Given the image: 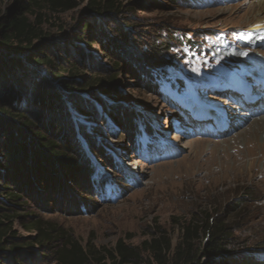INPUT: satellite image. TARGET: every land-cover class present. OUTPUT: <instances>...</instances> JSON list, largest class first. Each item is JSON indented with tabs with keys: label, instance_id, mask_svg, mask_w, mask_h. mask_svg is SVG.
<instances>
[{
	"label": "rangeland",
	"instance_id": "1",
	"mask_svg": "<svg viewBox=\"0 0 264 264\" xmlns=\"http://www.w3.org/2000/svg\"><path fill=\"white\" fill-rule=\"evenodd\" d=\"M19 1L27 2L0 0V21L19 10ZM89 2L71 0V7L57 10L30 5L26 15L41 37L29 47L16 41L0 45V55L14 66L10 80L21 101L35 93L37 81L63 93L54 122L76 142L83 167L69 191L17 193L15 201L8 195L14 186L0 174V220L13 228L14 241H35L37 232L28 226L41 219L102 256L108 250L111 263L109 252L119 241L145 248V241L166 238L174 248L190 220L222 217L233 231L236 255L264 264V160L257 171L249 170L255 155L245 143L253 135V119L264 111L261 100L248 102L264 92V70L255 72L264 62V22L252 26L264 16L261 1L118 0L119 9L103 13L92 12ZM121 29L129 34L121 35ZM101 30L115 36L114 50ZM152 51L164 59L150 69L159 94L142 75ZM250 75L254 82H245ZM37 98L25 99V109L36 116L44 110ZM215 112L224 115L225 129L215 123ZM131 113L139 122L140 147L126 139L124 118ZM249 115L251 121L242 120ZM5 138L0 129V167ZM206 240L200 234L195 244ZM26 250V264L53 263L39 245ZM141 253L143 264H157L151 250Z\"/></svg>",
	"mask_w": 264,
	"mask_h": 264
},
{
	"label": "trees",
	"instance_id": "2",
	"mask_svg": "<svg viewBox=\"0 0 264 264\" xmlns=\"http://www.w3.org/2000/svg\"><path fill=\"white\" fill-rule=\"evenodd\" d=\"M70 1H19V10L13 14H6L0 21V45L16 41L21 45L27 44L29 47L33 45L36 39L41 37L31 18L26 15L30 12V5L36 6L42 3L53 10L63 7L68 9L71 7ZM117 1L90 0L89 8L92 12L113 11L119 9ZM85 27H88V25ZM130 27L128 26L126 29ZM101 33L107 46L114 50V45H117L115 36L113 37L112 34L110 35L103 30H101ZM120 34L127 36L129 33L121 29ZM117 48H121V45H118ZM21 50H24V48L15 47L13 49L14 52ZM151 54V64H147V67L142 68V75L148 79L145 84L151 86L152 92L159 94V85L152 78L150 69L154 65L161 64L164 59L162 54L153 51ZM37 61L38 63H44V65L48 64L47 60L38 59ZM11 68H14V66L10 64V61L5 59V56L0 55V100L3 99L7 102L0 105V129L6 136L5 143L2 146L4 147V156L1 157H4V161L3 167H0L2 168L0 174L7 176L8 181H11L14 186L8 188L10 200L20 199V195L17 193L27 194L33 192L32 194H42L44 196L48 192L56 194L69 191L72 189L71 186L78 181L83 167L81 162L77 160L80 154L76 149V142L73 141L71 136L66 135V130L62 129L60 131L57 121L54 122L56 114L52 112L62 108L63 93L50 83L48 85L47 82H35V93H31V96L25 99L28 103L32 102L37 94L39 105L45 111L43 110L36 116L33 111L25 109L26 100L21 101L19 99L17 90L13 92V88L16 87H14L10 78L15 77L16 74L10 71ZM1 71L3 72L1 73ZM53 71L52 73L56 79L62 78L55 70ZM8 91H12L13 96L12 93L8 94ZM32 115L34 116L32 117ZM131 115L134 114L131 113L124 118L125 131L127 130L126 139L130 140L132 146L140 147L139 143H135L137 135L141 134L137 125L139 122L135 123ZM148 127L153 126L148 125ZM24 130H27L28 134L25 135ZM93 186L95 189L97 188L94 183ZM85 206L86 204L83 202L82 207L85 208ZM28 229L37 232L35 241L18 244L14 241L13 228H9L0 220V264H24L29 256H27L26 249L30 246L33 248L34 245H39L48 251L49 257L53 259L52 264H143L141 252L144 250H151L154 253L157 264L253 263L252 260L241 259L236 255V246L232 241L233 231L222 217H217L212 222L209 218L205 222L200 219L190 220L182 228L181 241L174 248L171 240L166 238H163L164 240H152L151 242L145 241L143 244L145 248H132L123 241H119L115 250L109 252L111 263L108 261V250L107 255L102 256L101 252L94 246H84L78 241L67 239L62 229L55 224L43 223L39 219L31 222ZM200 234L207 236V240L204 244L197 246L195 241ZM65 238L67 239L65 242L59 243L61 239ZM164 245L168 252L172 254L168 260L163 257Z\"/></svg>",
	"mask_w": 264,
	"mask_h": 264
},
{
	"label": "bare ground",
	"instance_id": "3",
	"mask_svg": "<svg viewBox=\"0 0 264 264\" xmlns=\"http://www.w3.org/2000/svg\"><path fill=\"white\" fill-rule=\"evenodd\" d=\"M260 1H261L260 6L262 8H264V0H260ZM261 10H264V9H261ZM262 22H264V16L260 17V18L258 17L257 19H255L254 25H252V26L255 27L256 29L260 28L261 26L259 24H261ZM262 26L264 27V25H262ZM242 54H243V51H242ZM245 55H247V54H245ZM257 60H259V59H257ZM249 63H250V61H249ZM263 64H264V62L258 63L256 71L255 70H252V71L261 72L262 70H264V69H260L261 65L263 67ZM262 74L264 76V72ZM259 76L262 77V83H264V77L261 76V75H259ZM246 78H245V82H247V83H252V82H254V79H256V78H254L251 75L249 76V79H246ZM258 82H260V80ZM262 89L264 90V86H263ZM240 91L247 98L251 97V95H250L251 93H250V91L247 88H242ZM262 95H264V92H263V94H261V96H258L256 98H249L248 102L251 103V104H256L259 100H261L264 103V96H262ZM258 98H260V99H258ZM262 112H263V114H261V117H259L257 119H255V118L253 119V120H257L256 121V125L251 127V129L253 131H250V133L253 132V135L251 133V135L249 136V139L245 138V143L246 144L248 143V141L251 143L249 147L253 148V154L255 155V156H253V160L250 159L251 162L249 163L250 164L249 165V167H250L249 170H254V171H257L256 169H257V166H258V162L264 160V111H262ZM249 116L250 117L242 118V120L244 119V120H246V122L251 121L250 120L251 119V115H249ZM214 119H215V123L218 125L219 128L225 129L224 127L227 126V122H225V117H224V115L222 113H220V112L216 113L215 112ZM250 126H252V124H250ZM259 132H260V138L258 137V135H259L258 133ZM262 173L264 174V170H262Z\"/></svg>",
	"mask_w": 264,
	"mask_h": 264
}]
</instances>
